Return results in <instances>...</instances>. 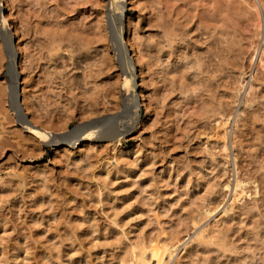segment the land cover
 I'll list each match as a JSON object with an SVG mask.
<instances>
[{
  "label": "rangeland",
  "instance_id": "1",
  "mask_svg": "<svg viewBox=\"0 0 264 264\" xmlns=\"http://www.w3.org/2000/svg\"><path fill=\"white\" fill-rule=\"evenodd\" d=\"M124 1L138 117L65 145L125 110L118 11L0 0V264H264V0Z\"/></svg>",
  "mask_w": 264,
  "mask_h": 264
},
{
  "label": "bare ground",
  "instance_id": "2",
  "mask_svg": "<svg viewBox=\"0 0 264 264\" xmlns=\"http://www.w3.org/2000/svg\"><path fill=\"white\" fill-rule=\"evenodd\" d=\"M114 1L116 2V0H114ZM114 1L111 0L110 10H112L111 8H113V6L115 5L114 8H116V10L118 11L117 12V15H118L117 22L115 23V25H113V27H114V32H115V38L114 39L117 42L116 44L118 45L117 49L120 52V55L122 56L120 61L122 60L121 61L123 63L122 69H123V73L125 74L124 79H126V81H125L126 84H125V88H124L125 110L119 116H117V115L116 116H109V117H104L100 120H96V121L94 120L93 122L90 121L89 123L87 122L85 124L82 123L78 126L73 127L71 130H69L65 133H62L60 135H55V136L52 135L53 137L52 138L50 137L51 138L50 142H52L54 144H58L61 142H64L65 145L68 143L78 144V142L81 140V137L84 136L85 134L95 133L98 129H102L104 127L106 128V130H104L105 132L103 130H101L104 133L102 132V134L100 136H103V137L104 136H112V137L118 138L117 140H119L120 136L126 132V130L120 131L123 129L122 127H124L126 124L125 118H128V116L130 114H132V120H133V116H134L135 112H137L136 107H139V105H138L137 95L134 92V79L130 76V62H129V48H130V46L128 48V46L126 44L127 42L124 39V34H125L126 30L124 29L123 25H121L122 22L120 21V18H123L122 15L124 13V6H125L124 2L125 1L119 0V2H116V3ZM260 2H262V0ZM113 3H115V4H113ZM117 3H118V5H117ZM254 5H255V3H254ZM262 5L264 7V2H262ZM0 6H1V4H0ZM0 14L3 15L1 8H0ZM113 27H111V28H113ZM128 30H129V27H128ZM9 33L10 32H2L1 33V39L0 40L3 43V46H1L2 52H0V53H3V54H1V58L3 56V58H7V60H8V62H7L8 68L7 69L10 73V74L9 73L8 74H9V76L11 78V82H12V83L9 82V84L11 83L9 85L10 86L9 95L11 97H9V98H11L10 100H12V101H10V102H11V104L13 103L12 107L14 108V110H16L15 112L17 113L18 110H20V104H18V96L19 95H18V88H17V82H16V69H15V67H16L15 66L16 50L12 45V35H11L12 33H10V34ZM113 42H114V40L112 37V43ZM254 48H256V47H254ZM117 49H116V53L118 52ZM263 53H264V48L262 47L260 50V54H263ZM117 54H119V53H117ZM262 60H263V58H262V56H260L259 61L261 62ZM18 115H19L18 119H20V123L27 125V127H30L31 130L36 128L35 126L30 125L31 122L28 123V121L22 117V114H20V112ZM134 117H135V119H137L138 115H136ZM123 118H124V120H123ZM116 124H118L119 126H117ZM36 133H37V131H36ZM146 252H147V250L145 248H143L141 251V254L139 256L134 255L135 256L134 257L135 262H133V263L134 264H150V262L153 259H156V261H157L156 264H165L164 255L166 253H169L170 258L172 257V251L170 250V247L167 245L153 244L150 251H149L150 252L149 257L146 256ZM169 263L174 264V262L172 263V261Z\"/></svg>",
  "mask_w": 264,
  "mask_h": 264
}]
</instances>
